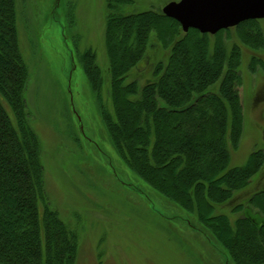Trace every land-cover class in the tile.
<instances>
[{"label":"trees","instance_id":"trees-1","mask_svg":"<svg viewBox=\"0 0 264 264\" xmlns=\"http://www.w3.org/2000/svg\"><path fill=\"white\" fill-rule=\"evenodd\" d=\"M106 1L107 78L92 48L77 58L116 152L145 184L194 214L228 262L264 264V190L231 210L243 216L215 213L264 167L263 149L230 167L244 129L243 46L264 49L259 19L214 34L184 31L163 10L126 14L131 0ZM18 20L17 0H0V264H74L79 233L50 204L41 140L29 121ZM233 29L238 41L228 48ZM154 41L169 51L167 61L146 82L127 81ZM255 56L252 70L264 65Z\"/></svg>","mask_w":264,"mask_h":264},{"label":"rangeland","instance_id":"rangeland-1","mask_svg":"<svg viewBox=\"0 0 264 264\" xmlns=\"http://www.w3.org/2000/svg\"><path fill=\"white\" fill-rule=\"evenodd\" d=\"M171 1L179 0H131L122 11H161ZM17 6L21 48L30 70L25 90L29 121L41 140L50 204L79 233L74 264H232L194 214L145 184L108 137L77 58V52L92 48L107 78V1L17 0ZM259 21L264 34V19ZM225 41L228 48L238 41L236 29ZM155 42L127 81L144 83L159 61H167L169 51ZM254 55L264 61V49L243 46L239 91L244 129L239 147L231 150L230 167L244 165L253 151L264 150V65L252 70ZM260 190L264 167L233 201L216 206L215 213L232 220L245 215L231 210Z\"/></svg>","mask_w":264,"mask_h":264},{"label":"water","instance_id":"water-1","mask_svg":"<svg viewBox=\"0 0 264 264\" xmlns=\"http://www.w3.org/2000/svg\"><path fill=\"white\" fill-rule=\"evenodd\" d=\"M184 31L190 28L216 33L249 19H264V0H179L163 7Z\"/></svg>","mask_w":264,"mask_h":264}]
</instances>
